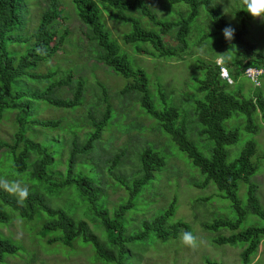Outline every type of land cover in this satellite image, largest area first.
Wrapping results in <instances>:
<instances>
[{
  "label": "rangeland",
  "instance_id": "obj_1",
  "mask_svg": "<svg viewBox=\"0 0 264 264\" xmlns=\"http://www.w3.org/2000/svg\"><path fill=\"white\" fill-rule=\"evenodd\" d=\"M49 1L22 0L18 12L21 23L8 35L20 40L31 35L35 31L40 15L49 5ZM53 1L58 15L50 25L51 29L56 30L52 43H56L58 36L63 32L65 35L62 36L59 49L35 70L36 74L42 76L52 74L51 78L28 83L26 86L41 89L49 81L64 79L69 73L72 80L79 78L83 81L82 99L79 105L70 109L51 107L43 102H28L27 120L54 121L58 123V126L50 130L25 123L22 126L23 137L35 143H46L48 140L63 141L62 151L56 158L62 164L57 166L56 170L62 171L68 154V142L75 136L79 143L83 134L91 132L89 123L92 118L99 117V112L105 106V100L111 108L113 118L100 134L99 149L96 151L98 164L92 162L101 170V182L104 185L100 193L104 197L108 215H111L112 208L124 202L128 196L126 189L119 185L114 177H122L125 184L129 186L140 176L137 174L138 153L141 149L150 147L163 157V166L153 173V179L142 187L134 199L133 207L124 214L122 223L125 235L140 231L141 222L152 219L173 201L174 212L169 221L186 223L191 232L202 241L200 246L193 250L182 244L181 235L160 242L152 234H148L141 242L125 245L132 258L129 261L130 264H204L205 259L218 264H264V236L260 237L255 251L247 257L246 261L240 258L244 243L233 245L211 243L212 237L227 236L231 232L225 228L208 232L202 228V224L211 223L215 219L234 220L236 214L229 202L211 183L203 188L193 186L192 183L201 182L197 169L192 167L185 154L180 152L170 138L157 128L152 119L140 113L134 98L127 100L120 95L123 86L129 81L111 72L98 60L99 50L87 37L89 28L78 21L71 2L69 0ZM145 1L157 21L172 22L184 16L186 12V7L182 4H169L165 0ZM212 5L216 7L224 22L234 28L237 34L241 32L240 16L242 14L246 35L241 38L264 54V20L253 18L247 12L243 0H212ZM129 15L136 16L135 13H129ZM100 19L104 29L109 33V38L118 45L120 53L125 55L131 67L139 68L145 73L148 79V90L154 103L159 99L155 87L160 85L159 90L164 94L163 100L167 106L173 104L180 107L181 111L190 109L191 101L197 98L195 82L192 78L200 77V71L196 68L199 62L215 64L228 72L223 64L230 61V52H227L226 47L219 48L217 42L214 41V43L209 39L199 40V30L204 34L211 31L201 11L195 21L199 28L194 29V24L190 28L185 51L170 59L136 53L133 50L136 43L124 44L122 41V36L130 29L127 23L111 20L104 11H101ZM139 20L146 28H151V25L142 18ZM219 41L226 45L231 43L222 38ZM162 43L169 47L177 46L167 36L162 38ZM24 47L25 43L22 41L20 44L8 43L7 49L20 54L24 51ZM141 48L149 51L147 45H141ZM223 53H225V59L218 56ZM232 82L227 84L234 90L238 89L245 98H249L254 91L252 84L243 75ZM258 91L264 96V80L260 83ZM58 97L69 98L70 94L67 93L66 88H63ZM18 112V108L1 112L0 141L12 143L19 129L16 122ZM189 119L188 116L185 120V124L189 126V138L201 152V144L195 134L196 129L190 125ZM244 121V116L232 112L221 123L224 130L236 132L235 142L224 146L226 161H232L247 141L253 143L254 153L250 157V163L254 167V172L249 180L255 185V196L264 212V122L260 119L257 110L251 116L252 129H246ZM207 143L211 147V142L207 141ZM20 147L21 145H18L16 151ZM5 154V151L0 152V183L8 187L13 197H18L13 189L14 184L27 186L29 195L38 196L48 204L51 210L61 211L73 223L84 221L99 242L105 241L100 232L98 217L72 186L54 190L41 182H34L29 178L27 170L18 171L12 167L11 160ZM114 155H119L118 169H113L112 175H108L101 168L103 165L107 167ZM244 193L245 186L239 183L236 196L242 206L246 204ZM4 209L8 218L5 222H0V236L15 244L18 250L12 256H4L0 264H101L95 258L93 260V251L89 245L74 242L69 249L57 243H47V237L40 238L37 234L40 221H26L19 218L8 207ZM251 225L259 227L263 226V222L256 216L246 213L236 231Z\"/></svg>",
  "mask_w": 264,
  "mask_h": 264
},
{
  "label": "trees",
  "instance_id": "obj_2",
  "mask_svg": "<svg viewBox=\"0 0 264 264\" xmlns=\"http://www.w3.org/2000/svg\"><path fill=\"white\" fill-rule=\"evenodd\" d=\"M69 1L78 21L89 28L87 37L99 50L98 60L111 72L129 81L123 86L120 95L127 100L134 98L140 113L152 119L157 128L170 138L180 152L185 154L201 177L200 183H192L194 187L203 188L211 183L229 202L236 214L234 220L215 219L211 223L202 224V228L208 232H216L220 228L230 231V235L212 237L211 243L214 245L244 243L240 258L246 261L255 251L260 237L264 236V212L255 196V185L249 180L254 172V167L250 163L254 145L251 141H247L238 155L227 162L224 146L235 142L236 132L224 130L221 123L230 113L237 112L245 118L244 127L252 129L251 116L256 110L264 122V96L258 91L264 76L260 78L258 86H253L254 91L251 96L245 98L238 89H232L219 77L218 66L199 62L196 68L200 71V77L192 78L195 82L197 98L191 101L190 109L181 111L180 107L173 104L167 106L163 100L164 94L159 90L160 85L155 87L159 99L154 103L148 90L145 73L139 68L131 67L125 55L120 53L118 45L109 38V33L104 29L100 19L101 11H104L111 20L127 23L130 29L122 36V41L124 44L136 43L133 48L136 53L170 59L185 51L190 28L193 24L194 29L199 28L195 21L201 11L211 31L204 34L199 30V40L209 39L217 42L219 48L226 47L227 52H230V61L223 64L228 70L230 80L234 81L247 67L264 70V54L241 38L246 35L242 14L240 34L235 33L234 39L226 45L219 40L225 39L222 30L230 25L219 16L216 7L212 5V0H165L169 4H182L186 7L185 15L172 22L157 21L145 0ZM21 2L22 0H0V116L3 111L19 109L16 116L19 129L11 144L0 141V152L5 151V155L11 160V166L16 170H27L29 178L34 182H41L54 190L72 186L98 217L100 232L105 241L99 242L84 221L73 223L61 211L51 210L48 204L36 195H28L24 200L15 198L2 183H0V222H5L8 218L4 212V208L8 207L21 219L40 221L37 234L40 238L47 237V243H57L69 249L74 242L89 245L93 251V260L95 258L101 264H130L132 258L125 245L141 242L148 234L164 242L177 238L182 231H191L184 222L169 221L174 212V202L171 201L161 213L148 221L141 222L140 231L125 235L122 223L124 214L133 207L134 199L142 187L153 179V173L163 166V157L150 147H145L138 153L137 174L140 176L129 186L122 177H114L116 182L126 189L128 196L124 202L112 208L111 215H108L104 197L100 193L104 185L101 182L102 174L96 166L100 134L113 118L111 108L105 100V106L99 112V117L92 118L89 123L91 132L83 134L79 143L75 136L68 142V154L62 171L56 170L57 166L62 165L56 158L62 151L63 141L48 140L46 143H35L23 137L22 126L25 123L50 130L58 126L54 121L27 120L28 102H43L61 109L76 107L82 99L83 81L79 78L72 80L71 74L68 73L64 79L49 81L41 89L26 86L28 83L51 78L52 74L42 76L36 74L35 70L59 49L65 33L58 36L56 43H52L56 30L51 29L50 25L57 17L58 11L55 9L54 1L50 0L31 35L24 40L10 37L8 34L21 23L18 15ZM129 13H135L136 16ZM139 18L150 24L151 28H146ZM165 36L177 46L163 45L162 38ZM22 41L25 47L20 54L7 49L8 43L20 44ZM141 45H147L149 51L141 48ZM63 88H66L67 93L70 94L69 98L58 97ZM181 112L183 113L180 114ZM188 116L190 125L196 129L195 134L200 141L201 152L205 155L198 151L194 141L189 138V126L185 124ZM206 140L211 142V147ZM18 145L21 147L16 151ZM92 161L97 162L96 165ZM118 161L119 155H114L109 160L108 166L103 165L101 169L112 175L113 169H118ZM239 183L245 186V206L241 205L236 196ZM246 213L260 219L263 226L251 225L236 231ZM17 250L15 244L0 236V262L4 256H12ZM204 264L218 263L205 259Z\"/></svg>",
  "mask_w": 264,
  "mask_h": 264
},
{
  "label": "clouds",
  "instance_id": "obj_3",
  "mask_svg": "<svg viewBox=\"0 0 264 264\" xmlns=\"http://www.w3.org/2000/svg\"><path fill=\"white\" fill-rule=\"evenodd\" d=\"M243 3L247 8V12L250 13L253 18H260L261 20H264V0H243ZM222 34L226 40L232 41L234 39L235 29L231 26H226L222 30ZM218 56H220L221 59H225V53L218 54ZM13 189L20 200L27 199L29 195L27 186H21L16 183L13 185ZM180 239L184 246L193 250L197 249L202 243L196 234L187 230L182 231Z\"/></svg>",
  "mask_w": 264,
  "mask_h": 264
},
{
  "label": "built area",
  "instance_id": "obj_4",
  "mask_svg": "<svg viewBox=\"0 0 264 264\" xmlns=\"http://www.w3.org/2000/svg\"><path fill=\"white\" fill-rule=\"evenodd\" d=\"M242 75L252 84V86L256 87L260 83V78L264 76V70L261 68L247 67L243 70ZM219 77L226 81V83L232 82L227 71L223 67H219Z\"/></svg>",
  "mask_w": 264,
  "mask_h": 264
}]
</instances>
